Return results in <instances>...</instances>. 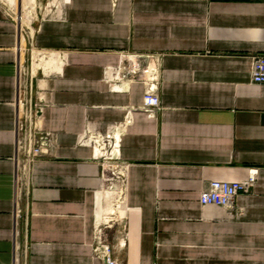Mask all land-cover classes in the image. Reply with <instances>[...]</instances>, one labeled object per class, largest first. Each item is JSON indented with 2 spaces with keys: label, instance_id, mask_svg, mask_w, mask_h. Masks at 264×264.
Masks as SVG:
<instances>
[{
  "label": "crops",
  "instance_id": "0c3cea01",
  "mask_svg": "<svg viewBox=\"0 0 264 264\" xmlns=\"http://www.w3.org/2000/svg\"><path fill=\"white\" fill-rule=\"evenodd\" d=\"M52 1L30 39L0 6V264H102L99 228L120 264H264V86L250 81L264 0ZM136 56L159 59L155 118L140 111L143 83L122 74ZM29 99L51 141L25 176ZM113 131L122 220L104 227L99 205L120 200V183L87 139ZM255 170L240 215L199 204L209 182Z\"/></svg>",
  "mask_w": 264,
  "mask_h": 264
},
{
  "label": "built area",
  "instance_id": "2783aa9c",
  "mask_svg": "<svg viewBox=\"0 0 264 264\" xmlns=\"http://www.w3.org/2000/svg\"><path fill=\"white\" fill-rule=\"evenodd\" d=\"M32 36V31L28 33ZM130 65L122 71L123 77L131 76L134 81H141L144 85L143 102L140 111L148 118H155L162 110L159 98L160 64L158 57L147 58L133 57ZM250 81L255 85L264 86V55L255 56L252 59ZM24 109L23 121L20 123L19 136L16 145V155L19 159V169L27 176L31 167L38 160L47 157L51 136L38 128V121L43 113V103L32 104L31 99L21 103ZM95 155L99 158L109 172V183H120L119 198L123 197V172L122 166L115 165V170L110 171L113 165L116 150L119 145V136L115 132L105 134H92L88 137ZM107 165V167H106ZM257 171H253L249 177L240 182H209L199 194V204L202 207H216L227 211L230 215H240L241 209L236 204L239 195L249 194L256 182ZM108 178V180H109ZM118 197V196H117ZM123 202V201H122ZM107 225H104L106 227ZM102 228L96 233L93 253L102 264H120L113 257L112 247L104 244L101 238Z\"/></svg>",
  "mask_w": 264,
  "mask_h": 264
},
{
  "label": "rangeland",
  "instance_id": "374dc122",
  "mask_svg": "<svg viewBox=\"0 0 264 264\" xmlns=\"http://www.w3.org/2000/svg\"><path fill=\"white\" fill-rule=\"evenodd\" d=\"M0 6L18 21L20 31L23 29L27 39H30L28 33L35 29L37 23L56 9V3L52 0H0ZM121 210V201L116 196H109L103 201V208L101 203L99 205L100 225L118 224L122 220Z\"/></svg>",
  "mask_w": 264,
  "mask_h": 264
}]
</instances>
